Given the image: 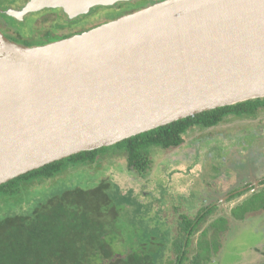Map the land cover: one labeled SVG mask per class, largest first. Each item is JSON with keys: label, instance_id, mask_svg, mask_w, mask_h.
<instances>
[{"label": "water", "instance_id": "95a60500", "mask_svg": "<svg viewBox=\"0 0 264 264\" xmlns=\"http://www.w3.org/2000/svg\"><path fill=\"white\" fill-rule=\"evenodd\" d=\"M140 0H34L68 19ZM153 6L41 47L0 30V187L81 153L264 99V0Z\"/></svg>", "mask_w": 264, "mask_h": 264}, {"label": "rangeland", "instance_id": "374dc122", "mask_svg": "<svg viewBox=\"0 0 264 264\" xmlns=\"http://www.w3.org/2000/svg\"><path fill=\"white\" fill-rule=\"evenodd\" d=\"M9 2L0 0V6L7 7ZM22 3L19 1L17 6ZM139 6L140 3H133L117 10L94 9L89 15L79 17L71 34H82L118 20L136 12ZM27 23L16 20L11 24L26 37L33 31V26ZM52 24L38 23L36 27L43 32ZM150 160L144 176L130 172L125 155L115 151L101 155L94 164L67 166L52 179L32 181L23 184L16 194L0 195V220L31 215L39 205L66 191L94 189L108 180L120 213L117 234L108 238L115 256H124L138 245L146 244L147 249H152L151 255L154 254L153 264L175 261L170 244L180 216L194 218L203 208L215 205L219 208L192 239L189 259L199 251L201 240L209 241L214 235L211 226L227 217L232 220L231 229L221 241L220 253L212 255L208 264L264 262V211L248 213L242 222L231 217L237 207L264 191L261 185L264 180L245 189V179L255 178L263 167L260 162L264 163V114L252 120L228 118L217 128L190 132L184 146L168 151L152 149ZM233 196L239 197L229 201ZM204 232L208 234L203 238Z\"/></svg>", "mask_w": 264, "mask_h": 264}, {"label": "trees", "instance_id": "16d2710c", "mask_svg": "<svg viewBox=\"0 0 264 264\" xmlns=\"http://www.w3.org/2000/svg\"><path fill=\"white\" fill-rule=\"evenodd\" d=\"M16 1L18 0H10L8 5L11 6L13 2L17 3ZM133 3H140L136 12L155 4L148 0H140L131 4L123 3L111 9L117 10L124 4L130 6ZM5 10L6 7L0 6V12ZM1 15L9 19L5 14ZM65 23L49 28L39 42L26 41L22 45L30 48L49 45L75 36L71 34L76 27L75 23ZM36 25L37 23L35 28ZM0 30L5 34L1 26ZM11 39L9 40L16 42ZM262 114L264 99L206 112L128 139L113 147L81 153L46 166L1 186L0 195L16 194L23 184L32 181L52 179L67 166L94 164L101 155L110 151H115L119 155L124 154L129 171L144 176L151 165L152 149L162 151L179 149L185 145L190 132L217 128L228 118L252 120ZM111 186L110 181L105 180L94 189L76 188L39 205L31 215H13L1 219L0 264H153L154 254L151 255L152 249H147L146 244L138 245L124 256H115L113 253L108 238L117 234L116 222L120 213L113 202ZM239 196H233L229 201ZM216 209L217 206L211 205L199 211L194 218L180 216L170 244L176 260L169 264H208L213 258L212 255L220 253L221 241L225 240V234L231 229L232 220L227 217H222L211 226L210 230L214 235L209 241L201 240L198 244L199 251L192 260L189 259L192 239L199 234L202 225ZM258 211H264V191L241 207H237L231 217L237 222H242L248 213ZM208 232L203 233V238Z\"/></svg>", "mask_w": 264, "mask_h": 264}, {"label": "flooded vegetation", "instance_id": "af4514ba", "mask_svg": "<svg viewBox=\"0 0 264 264\" xmlns=\"http://www.w3.org/2000/svg\"><path fill=\"white\" fill-rule=\"evenodd\" d=\"M19 1L21 2L23 1V3L20 6H17V4H19ZM33 1L34 0H18L16 1L17 3L13 2L11 6L6 7L5 11L0 12V14H5V16L9 17L8 19L4 17V15L0 16V26L2 29L4 28L5 36L9 39L12 38L14 41H16L15 43L19 42L17 44L21 46H23L22 44H24L26 41H28L29 43L39 42L40 39L43 37V34H46V32H48V28L44 30L43 32L41 28H38V27L35 28L36 23L45 24L46 22H51V23L53 22V24L51 25L52 27V26H57V25H62V24L64 25L66 24L65 22H72V23L74 22L75 26H77L76 23L78 22V20L81 19V18H76L73 20L68 19L63 9H44L37 13H31V14L25 15L22 18H17L15 16V14L16 15L19 14L21 11L26 9L27 6H30L33 3ZM96 9H101V8H96ZM11 20L12 22H16V20H18L22 24H25L26 22H28L27 24H31V26L33 25V31H32L31 36L22 37L19 34L20 32L17 31L16 26L13 27L12 24H10L12 23ZM74 29H76V27H74ZM42 46H46V45H42ZM32 47L34 48V47H41V46H32ZM260 164H263V167L259 170V172H257L255 178H252L250 176L247 177L246 179L244 178L246 181L245 189L251 186H256L258 182H262V180H264V171H262L264 169V163L260 162ZM261 185H264V182ZM218 208L219 207L217 206V209Z\"/></svg>", "mask_w": 264, "mask_h": 264}]
</instances>
